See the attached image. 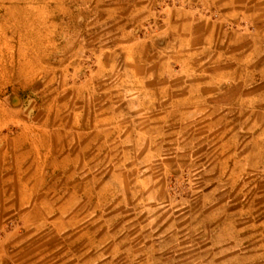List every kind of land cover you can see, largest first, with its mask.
I'll return each instance as SVG.
<instances>
[{"label":"rangeland","instance_id":"rangeland-1","mask_svg":"<svg viewBox=\"0 0 264 264\" xmlns=\"http://www.w3.org/2000/svg\"><path fill=\"white\" fill-rule=\"evenodd\" d=\"M0 264H264V0H0Z\"/></svg>","mask_w":264,"mask_h":264},{"label":"crops","instance_id":"crops-1","mask_svg":"<svg viewBox=\"0 0 264 264\" xmlns=\"http://www.w3.org/2000/svg\"><path fill=\"white\" fill-rule=\"evenodd\" d=\"M186 11H189V10H186ZM191 14V13H190ZM192 15H194V14H192ZM192 21V25L194 26V24H195V22L196 21H198V19H194V20H191ZM197 26H200L199 24H196ZM195 35V34H194ZM127 47H130V44H127L126 45ZM199 48H200V45H199ZM127 59L130 61L131 59H134V56H131V57H127ZM130 69V68H129ZM131 72L134 74V75H136L137 74V70H135V69H131ZM38 138L37 137H35V136H33L32 138H31V144H32V146H31V149H27V150H24V149H20V148H18V147H16L15 149H17V152H16V162H20V163H23V161L25 160V159H27V158H29L30 157V155H33V157L34 156H36L34 153H37V151H36V149H42V147L40 148V147H36L35 145H39L41 142H37L38 140H37ZM28 141V140H27ZM26 143V142H25ZM47 145H49L48 143H47ZM38 150V151H39ZM49 150H50V148H49ZM51 151V150H50ZM39 154V153H38ZM50 154H51V152H50Z\"/></svg>","mask_w":264,"mask_h":264},{"label":"water","instance_id":"water-1","mask_svg":"<svg viewBox=\"0 0 264 264\" xmlns=\"http://www.w3.org/2000/svg\"><path fill=\"white\" fill-rule=\"evenodd\" d=\"M13 103H16L18 101V98L17 97H13Z\"/></svg>","mask_w":264,"mask_h":264}]
</instances>
